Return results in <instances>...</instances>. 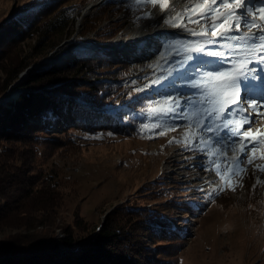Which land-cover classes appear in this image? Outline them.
<instances>
[{"label": "rangeland", "instance_id": "rangeland-1", "mask_svg": "<svg viewBox=\"0 0 264 264\" xmlns=\"http://www.w3.org/2000/svg\"><path fill=\"white\" fill-rule=\"evenodd\" d=\"M52 1L0 0V26L6 17L11 15L12 18L21 8L27 7L25 9L31 11ZM92 1L96 0H64L63 6H70L73 12V23L70 33L55 46L59 47L57 52L78 43L108 46L129 42L130 38L132 43L138 41L132 33L143 19L137 20V14L129 12L124 0H102L78 24L82 12ZM157 24V20L151 21L144 29L154 31ZM173 35L159 40L161 43L150 56L127 60L133 63L131 65L126 61H111L110 68L117 70L114 76L124 69V77L114 80L116 85H122L120 95L109 103L101 104L99 99L95 102L114 109L131 104L134 111L123 113L129 121L130 133L102 127L95 133L76 128V135H73L69 134L71 125L61 128L57 123L53 127L47 125L49 135H54L56 140H48L42 145L44 152L34 166L39 163L46 175H53V179L59 181L62 199L58 214L54 219H45L43 225L39 226L37 222L33 227L19 219H9L7 224L2 221L0 247L5 240L19 235L32 240L43 238L42 241L60 239L62 227L74 222L76 211L94 227L115 207L128 204L157 209L156 219L162 224L160 231L140 230V237L144 238L140 264H264V184H257L255 189L252 187L257 175L264 180V173L254 174L249 167L243 188H237L235 192H212L215 185L205 182L211 179L209 172L201 168L200 154L177 144L169 145L173 137L180 138L179 131L161 136L156 134L159 129L150 127L149 105L151 100L158 98L153 91L158 85L145 91L137 89L144 88L156 75L165 74L152 66L159 59L162 45ZM31 40L34 43L36 37ZM78 49L89 55L87 48L79 47L74 52ZM119 63L124 68L117 69ZM160 63L169 66L162 60ZM17 81L10 87L18 96L21 88L20 84L15 85ZM167 83L165 80L164 84ZM176 83H180L176 87L181 91L187 90L184 82L177 80ZM141 98L144 99L136 105L135 101ZM142 125L149 127L142 128ZM22 143L27 149L28 144ZM256 163L264 164V161L257 160ZM32 186L36 187L35 184ZM202 188L204 191L200 190ZM209 192L212 194L207 195ZM138 219L142 221V218ZM78 236L82 235L78 232Z\"/></svg>", "mask_w": 264, "mask_h": 264}, {"label": "trees", "instance_id": "trees-1", "mask_svg": "<svg viewBox=\"0 0 264 264\" xmlns=\"http://www.w3.org/2000/svg\"><path fill=\"white\" fill-rule=\"evenodd\" d=\"M64 3L54 0L31 11L21 8L17 15L3 21L0 97L22 71L47 55L70 33L73 12ZM33 36L34 43L30 41ZM87 49L89 55L78 49L63 64L51 62L31 69L19 85L18 96L0 104V223L19 219L28 227L37 222L40 226L45 219H54L58 214L62 199L59 181L46 175L39 163L34 166L44 152L42 145L56 140L49 135L47 125L53 127L57 123L60 128L71 125L69 134L73 135L76 128L85 133L98 132L102 127L131 132L123 115L134 111L131 104L114 109L95 102L99 99L101 104L109 103L120 95L122 85H116L114 80L124 77V69L114 76L117 70L110 68L113 59L102 51ZM117 66L124 68L121 63ZM143 99L135 101L136 105ZM53 117L57 120L52 122ZM22 142L28 144L27 149ZM76 213L74 222L62 227L60 239L42 241L43 238L32 240L19 235L5 240L0 247V264H140L144 249L140 230L162 229L156 219L158 211L153 207L128 204L115 207L94 227L79 211ZM51 224H55L54 220Z\"/></svg>", "mask_w": 264, "mask_h": 264}, {"label": "snow or ice", "instance_id": "snow-or-ice-1", "mask_svg": "<svg viewBox=\"0 0 264 264\" xmlns=\"http://www.w3.org/2000/svg\"><path fill=\"white\" fill-rule=\"evenodd\" d=\"M124 6L137 20H153L158 11L163 24L183 30L162 45L152 66L165 74L137 89L158 85L150 127L161 136L179 131L169 145L200 154L201 168L219 178L205 181L215 185L212 192L243 188L249 167L264 173L256 163L264 161V128L257 127L264 120V0H124ZM257 184H264L259 175L253 189Z\"/></svg>", "mask_w": 264, "mask_h": 264}, {"label": "bare ground", "instance_id": "bare-ground-1", "mask_svg": "<svg viewBox=\"0 0 264 264\" xmlns=\"http://www.w3.org/2000/svg\"><path fill=\"white\" fill-rule=\"evenodd\" d=\"M96 5H98V4H96ZM177 7L179 8L181 6L177 5ZM162 15L163 14H161L157 11L155 19H153V20L143 19V21H141L138 24L136 30L133 31V33H132V36L137 37V39H138L137 42L132 43V40L130 38L129 42L123 41L122 44H120V45H108L107 47H111V48H107V50L111 49V52L109 55H114V56L119 55L120 58L126 59V61L127 60H134V59H129L130 57L131 58L137 57V59H138V57H141V56L148 57L157 50V47L161 43L160 41H162V39L164 37H167L169 34H177V33H180L183 31L180 28H171L168 25L163 24L161 22V16ZM154 20H157V22H158L157 27L154 29V31L145 30L144 26L146 27V25H148L151 21H154ZM189 27H195V25H189ZM109 55H107V56H109ZM137 59H135V60H137ZM12 98L14 99V98H16V96L12 97ZM12 98L10 100H12ZM10 100H8V101H10ZM8 101H6V102H8ZM0 104H4V103L1 102ZM50 120L55 121V120H57V118L53 117ZM257 127L258 128H264V120H262L260 123H258ZM208 176L210 177L211 181H216L218 179L217 176L215 175V172L209 171Z\"/></svg>", "mask_w": 264, "mask_h": 264}, {"label": "water", "instance_id": "water-1", "mask_svg": "<svg viewBox=\"0 0 264 264\" xmlns=\"http://www.w3.org/2000/svg\"><path fill=\"white\" fill-rule=\"evenodd\" d=\"M102 0H96V1H92L90 2L85 10L82 12L80 18L78 19V24L81 23V19L90 13V11L92 10V8L96 5V4H99ZM11 15H9L7 18H10ZM4 19V20H6ZM3 20V21H4ZM2 24V23H1ZM59 46V45H58ZM55 47L54 50H52L47 56L41 58L38 62L36 63H33L31 64L29 67H27L23 72H21V74L19 75V78H18V81L15 83V85L17 84H20L22 79L25 77V75L33 68H37V67H40L42 65H45V64H48V63H51V62H55V63H59V64H63L67 61V58L69 57H73L74 56V50L76 48H79V47H82V48H91V49H95V50H101L103 53H105L106 55H109L110 52H111V49L107 50V48H111V47H107V46H100V45H97L95 43H92V42H87V43H81V44H74V45H71V46H68L66 48H64L62 51L60 52H57V49L59 47ZM112 59L114 60H117V61H125L124 59L120 58L119 55H109ZM126 56V55H125ZM144 58V56H141V57H138V59H142ZM137 59V58H136ZM135 60V59H134ZM12 90V87H10L1 97H0V103L3 102V101H8L10 100L12 97H15L17 96L16 93H12L11 92ZM21 90H19L20 92ZM11 92V93H10ZM7 97V95H9Z\"/></svg>", "mask_w": 264, "mask_h": 264}]
</instances>
